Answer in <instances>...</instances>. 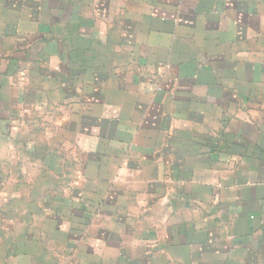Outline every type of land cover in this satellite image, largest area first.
Segmentation results:
<instances>
[{
  "label": "crops",
  "instance_id": "0c3cea01",
  "mask_svg": "<svg viewBox=\"0 0 264 264\" xmlns=\"http://www.w3.org/2000/svg\"><path fill=\"white\" fill-rule=\"evenodd\" d=\"M0 264H264V0H0Z\"/></svg>",
  "mask_w": 264,
  "mask_h": 264
}]
</instances>
